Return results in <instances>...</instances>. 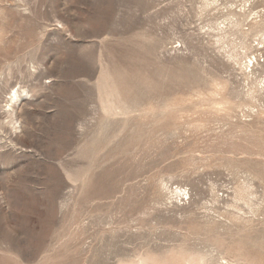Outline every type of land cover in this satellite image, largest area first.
<instances>
[{"label":"rangeland","instance_id":"rangeland-1","mask_svg":"<svg viewBox=\"0 0 264 264\" xmlns=\"http://www.w3.org/2000/svg\"><path fill=\"white\" fill-rule=\"evenodd\" d=\"M0 264H264V0H0Z\"/></svg>","mask_w":264,"mask_h":264}]
</instances>
